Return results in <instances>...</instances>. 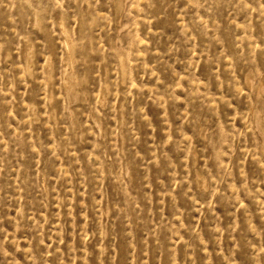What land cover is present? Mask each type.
<instances>
[{
    "label": "rangeland",
    "instance_id": "1",
    "mask_svg": "<svg viewBox=\"0 0 264 264\" xmlns=\"http://www.w3.org/2000/svg\"><path fill=\"white\" fill-rule=\"evenodd\" d=\"M0 264H264V0H0Z\"/></svg>",
    "mask_w": 264,
    "mask_h": 264
}]
</instances>
